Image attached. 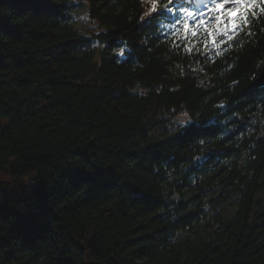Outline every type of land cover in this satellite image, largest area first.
<instances>
[{"label":"trees","instance_id":"obj_1","mask_svg":"<svg viewBox=\"0 0 264 264\" xmlns=\"http://www.w3.org/2000/svg\"><path fill=\"white\" fill-rule=\"evenodd\" d=\"M146 13L0 0V264H264V13L218 59Z\"/></svg>","mask_w":264,"mask_h":264},{"label":"snow or ice","instance_id":"obj_2","mask_svg":"<svg viewBox=\"0 0 264 264\" xmlns=\"http://www.w3.org/2000/svg\"><path fill=\"white\" fill-rule=\"evenodd\" d=\"M146 3L150 5V13L156 14L153 19L157 20L158 26L160 17L168 18L170 26L166 32L163 28L161 30L164 38L181 30L185 36L190 32L195 36L202 29L204 47L216 54L230 47L229 42H235L236 33L254 26L257 9L264 13V0H167L166 4H160L159 0H146ZM251 34V31L246 33L247 36ZM205 58H208V53H205Z\"/></svg>","mask_w":264,"mask_h":264},{"label":"rangeland","instance_id":"obj_3","mask_svg":"<svg viewBox=\"0 0 264 264\" xmlns=\"http://www.w3.org/2000/svg\"><path fill=\"white\" fill-rule=\"evenodd\" d=\"M74 12H75V14H74L75 23L81 29V31H83V32L96 31L95 24L89 19V17L87 16V14L84 10L78 9V11L75 10ZM177 117L180 121H185L184 115H178ZM7 179H8V177L6 175H0L1 183H3ZM27 179L28 178L25 176L23 180L25 181ZM25 188H27V187H25Z\"/></svg>","mask_w":264,"mask_h":264},{"label":"water","instance_id":"obj_4","mask_svg":"<svg viewBox=\"0 0 264 264\" xmlns=\"http://www.w3.org/2000/svg\"><path fill=\"white\" fill-rule=\"evenodd\" d=\"M259 82L260 83L264 82V69H263V71H262V73L260 75ZM83 264H106V263H104L102 261H98V260L92 259V258H89L87 256V258H86V260L84 261Z\"/></svg>","mask_w":264,"mask_h":264}]
</instances>
